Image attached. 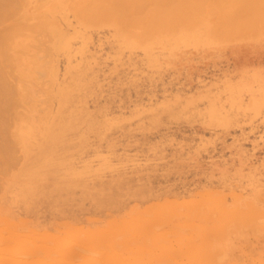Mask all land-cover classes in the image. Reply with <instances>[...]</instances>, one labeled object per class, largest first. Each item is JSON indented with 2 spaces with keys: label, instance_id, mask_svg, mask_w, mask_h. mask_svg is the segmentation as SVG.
<instances>
[{
  "label": "rangeland",
  "instance_id": "374dc122",
  "mask_svg": "<svg viewBox=\"0 0 264 264\" xmlns=\"http://www.w3.org/2000/svg\"><path fill=\"white\" fill-rule=\"evenodd\" d=\"M8 1L9 8L0 5V24L7 27L0 29L6 32L0 92L7 95L0 93V115L6 121L12 111L15 116L9 128L0 117L6 123L0 127L8 130L0 128V150L9 147L0 151L2 264H75L87 255V262L94 259L89 264H120L117 255L123 264H264V18L262 26L251 19L261 17L264 4L249 8L252 16L237 5L241 1H225L232 6L226 10L223 0H212L213 14L211 0ZM95 4L112 17L99 20ZM188 14L199 22L190 23ZM246 17L257 25L251 28L247 20L246 29ZM215 18L238 26L244 18L246 31L243 25L229 30V23L221 28ZM167 21L174 25L164 26ZM32 23L36 27L21 25ZM154 24L165 30L157 32ZM64 36L73 40L62 43L66 55L55 49L56 38ZM10 83L18 88L11 90ZM63 83L75 85L57 118V87ZM13 89L24 90L20 103L14 104ZM79 112L84 115L75 119ZM53 131L61 133L47 144ZM54 152L63 154L58 163L50 160ZM51 239L58 245L52 247ZM101 250L109 262L99 257Z\"/></svg>",
  "mask_w": 264,
  "mask_h": 264
},
{
  "label": "bare ground",
  "instance_id": "6f19581e",
  "mask_svg": "<svg viewBox=\"0 0 264 264\" xmlns=\"http://www.w3.org/2000/svg\"><path fill=\"white\" fill-rule=\"evenodd\" d=\"M91 1H92V4L98 2L97 0H95L96 2H95V1L93 2V0H90V1H88V3L91 4ZM101 1H102V0H101ZM101 1H99V2H101ZM107 1H108V0H107ZM116 1H117V0H116ZM116 1L114 0L111 4H112V5H115ZM119 1H120V0H119ZM119 1H117V2H119ZM124 1H126V0H124ZM137 1H138V0H137ZM137 1H135L134 3H136ZM146 1H147V0H146ZM146 1H145V4H146L149 0H148L147 2H146ZM152 1H153V3H154L155 0H152ZM158 1H159V0H158ZM174 1L177 2V0H174ZM182 1H183V0H181V2H182ZM189 1H190V0H189ZM196 1H197V0H196ZM206 1H207V0H206ZM216 1H217V0H216ZM216 1H215V2H216ZM219 1H220V0H219ZM223 1H224V2L222 3V6H223V4L225 3V1H226V2H229V5H232V4L234 5V4H237L238 2L241 1V2H240L239 4H237V5H240V4H241L240 7H246V9H247L249 12H251V11H252L254 8H256L257 6H260L261 8H263V5H262V4H264V2H263L264 0H223ZM237 1H238V2H237ZM7 2H9V4L11 3V2L8 1V0H0V5L2 4V5L4 6V5L6 4V6H7V5H8ZM109 2H110V0H109ZM114 2H115V3H114ZM132 2H133V1H132ZM138 2H139V1H138ZM138 2H137V5H138ZM167 2H168V1H167ZM169 2H170V1H169ZM187 2H188V1H187ZM198 2H199V1H198ZM211 2H212V0H211ZM211 2H210V6H211V4L214 3V1H213L212 3H211ZM233 2H234V3H233ZM262 2H263V3H262ZM19 3H20V2H19ZM123 3H124V2H123ZM130 3H131V2H130ZM142 3H143V2H142ZM163 3H164V2H163ZM174 3H175V2H174ZM183 3H185V2H182V4H183ZM192 3H193V2H192ZM199 3H202V2H199ZM208 3H209V2H208ZM216 3H217V2H216ZM96 4H98V3H96ZM96 4H95V5H96ZM106 4H107V3H106ZM119 4H121V2H120ZM126 4H127V6H129V5H128L129 3H126ZM132 4H133V3H132ZM132 4H131V5H132ZM147 4H148V3H147ZM156 4H157V2L155 3V8L157 7ZM158 4L160 5L161 2L158 3ZM164 4H165V3H164ZM169 4H170V3H169ZM169 4H168V5H169ZM171 4H172V2H171ZM177 4H179V2H178ZM195 4H196V3H195ZM206 4H207V2H206ZM225 4H226V3H225ZM22 5H23V4L21 3V6H22ZM44 5H45V4H44ZM98 5H99V4H98ZM98 5H96V6L93 5V6H94L95 9H96L97 7H99V11H98L99 14L96 12V13H97L96 16H99V20H100V16H107V17H108V15L110 14V15H109L110 17L106 18L107 20H108L109 18L112 17V16H111V13H112V12H110V10H109V11H105L106 8H104V12H105V13H106V12H107V13L110 12V13H108V14L105 15V13L103 12L104 14H102V13L100 12V9H101L100 6H101V5H100V6H98ZM107 5H108V4H107ZM124 5H125V4H124ZM150 5H151V2H150ZM161 5H162V4H161ZM165 5H166V8H167V4H165ZM208 5H209V4H208ZM218 5H219V3H218ZM227 5H228V4H226V6H227ZM3 6H2V7H3ZM15 6H16V5H15ZM85 6H86V5H85ZM102 6H104L103 3H102ZM125 6H126V5H125ZM134 6H135V4H134ZM139 6H141V4H140ZM146 6L148 7V5H146ZM146 6H145L143 9H145ZM151 6H152V5H151ZM151 6H150V8H151V10H152V9H153V6H152V7H151ZM175 6H176V4H175ZM190 6H191V5H189V8H190ZM192 6H193V4H192ZM201 6H202V5H200V7H201ZM210 6H209V7H210ZM214 6H215V3H214ZM224 6H225V5H224ZM7 7H8V6H7ZM87 7H88V6H87ZM89 7H90V5H89ZM106 7H108V6H106ZM123 7H124V6H123ZM129 7H130V6H129ZM131 7H133V5H132ZM137 7H138V6H137ZM159 7H160V6H159ZM159 7H158V9H159ZM163 7H164V5H162V8H163ZM168 7H169V6H168ZM177 7H178V5H177ZM179 7H180V6H179ZM183 7H184V5H182V8H181V9H183ZM186 7H187V5H186ZM205 7H206V5H205ZM211 7H212V6H211ZM231 7H232V6H229V8H231ZM240 7H239V8H240ZM4 8H5V7H4ZM8 8H9V7H8ZM8 8H6V9H8ZM13 8H14V7H13ZM85 8H86V7H85ZM85 8L83 9V11H86ZM92 8H93V7H92V5H91V7H90L91 11H90V12H93V11L95 10V9H93V11H92ZM119 8H120V7H118V9H119ZM135 8H136V7H135ZM140 8H141V7H140ZM148 8H149V7H148ZM162 8L160 7V11H161ZM171 8H173V7H171ZM171 8H169V9H171ZM189 8H188V9H189ZM191 8H192V7H191ZM191 8H190V10H192ZM195 8H196V7H195ZM212 8L214 9V7H212ZM221 8H222V7H221ZM221 8H220V9H221ZM223 8H225V7H223ZM229 8H228V6H227L226 10L229 9ZM249 8L252 9V10H250ZM11 9H12V8H11ZM15 9L17 10V8H15ZM87 9H89V8H87ZM90 9H89V10H90ZM102 9H103V7H102ZM108 9H109V8H108ZM114 9H115V7H113V10H114ZM116 9H117V6H116ZM122 9H123V8H122ZM122 9H121V10H122ZM137 9H138V8H137ZM146 9H147V8H146ZM176 9H177V8H174V10H176ZM193 9H194V8H193ZM208 9H209V8H208ZM213 9H211V10H213ZM216 9H217V8H216ZM216 9H214L213 12H211V11H209V10H207V11H208V12H211V14H213L214 11H215ZM218 9H219V8H218ZM231 9H232V8H231ZM231 9H230V11L232 12L233 10H231ZM243 9H245V8H243ZM4 10H5V9H4ZM9 10H10V9H9ZM9 10H8L9 13L12 12V11H9ZM121 10H120V11H121ZM127 10H129V9H127ZM127 10H125V11H127ZM140 10H142V9H140ZM147 10H148V9H147ZM162 10H163V9H162ZM167 10H168V8H167ZM171 10H172V9H171ZM171 10H170V11H171ZM194 10H195V9H194ZM221 10H222V9H221ZM247 10H246V12H247ZM78 11H79V10H78ZM101 11H103V10H101ZM117 11H118V10H117ZM117 11H114V12H117ZM132 11H134V10H132ZM142 11H143V10H142ZM142 11H141V12H142ZM144 11H145V10H144ZM144 11H143L142 13H144ZM154 11H157V9H154ZM154 11L152 12L153 15H154ZM180 11H181V10H180ZM183 11H184V9H183ZM185 11H186L187 13H189L186 9H185ZM202 11L204 12V8H203ZM202 11L199 10V12H202ZM207 11H206V12H207ZM223 11H225V10H223ZM256 11H258V10L256 9V10L253 11V12H256ZM14 12H15V11H14ZM17 12H18V11H17ZM86 12L88 13V10H87ZM86 12H85V13H86ZM137 12H138V11H135V13H137ZM147 12H148V11H146L145 13L148 15ZM149 12H150V11H149ZM161 12L163 13V11H161ZM164 12H166V9H164ZM171 12H172V11H171ZM186 12H185V13H181V12H180V13L184 16V14H186ZM190 12H191V11H190ZM203 12H202V13H203ZM216 12H218V11H215V13H216ZM227 12H228V11H227ZM227 12H226V13H227ZM234 12H235V11H234ZM234 12H232V15H233ZM242 12H243L242 14H243V16H244V11H242ZM78 13H79V12H78ZM80 13H81V12H80ZM121 13H122V12H121ZM128 13H132V12H131V9H130V12H128ZM138 13H139V12H138ZM167 13H168V12H167ZM173 13H174V12H173ZM177 13H178V12H177ZM196 13H197V11H196ZM196 13H195L194 15H196ZM202 13H200V14H202ZM221 13H222V11H221ZM229 13H230V12H229ZM90 14H91V13H89V15H90ZM125 14H126V13H125ZM140 14H141V13H140ZM171 14H172V13H171ZM178 14H179V13H178ZM190 14L193 15V12L190 13ZM190 14H188L187 17L190 18ZM222 14H223V13H222ZM234 14H235V13H234ZM238 14H240V12H238ZM238 14H236V15L238 16ZM250 14L252 15V12H251ZM1 15H2V14H1ZM11 15H13V14L11 13ZM15 15H16V14H15ZM22 15H23V14H22ZM22 15H19V16L22 17ZM89 15H86V16H88L89 19H91ZM94 15H95V13L93 12V14L91 15V17H93ZM114 15H115V14H114ZM114 15H113V16H114ZM117 15H119V14H117ZM129 15H130V14H129ZM129 15H128V16H129ZM138 15H139V14H138ZM142 15H143V14H142ZM144 15H145V14H144ZM169 15H170V14H169ZM224 15H225V14H223V17H224ZM232 15H231V16H232ZM236 15H235V16H236ZM254 15H256V14L254 13ZM258 15H259V12H258ZM260 15H261V11H260ZM262 15H264V12H263ZM262 15H261V17H259L258 19H257V17H256V18H253V17H252L253 15L250 16V18L252 17V18H251L252 20L256 19L257 22H256V21H255V22H256L257 24H258V23L261 24V20H262V18H264V16H262ZM17 16H18V15H17ZM26 16H27V15H26ZM34 16H36V15H34ZM132 16H133V15H132ZM148 16H151L150 13H149ZM158 16H159V14H158ZM160 16H161V13H160ZM162 16H163V15H162ZM162 16H161V18H162ZM178 16H180V14H179ZM183 16H181V17H183ZM226 16H227V15H226ZM228 16H229V15H228ZM228 16H227V17H228ZM233 16H234V15H233ZM241 16H242V15H241ZM248 16H249V15L247 14V17H248ZM3 17H4V16H3ZM13 17H15V16H13ZM24 17H25V16H24ZM24 17H23V18H24ZM94 17H95V16H94ZM119 17H121V20H123V19L125 20V17L123 18V16H121V14H120ZM133 17H134V16H133ZM136 17H138V16H136ZM139 17H140V16H139ZM144 17H145V16H144ZM151 17H152V16H151ZM151 17H150V18H151ZM156 17H157V16H156ZM163 17H164V16H163ZM165 17H166V16H165ZM171 17H172V15H171ZM184 17H185V16H184ZM187 17H186V18H187ZM191 17H192V16H191ZM195 17H196V16H195ZM223 17L220 18V19H223ZM247 17L245 18V19H246L245 21H244V18H243V20L241 19V20H242V21H240V24H241V25H239V26H238L239 22L236 23L237 26H236V24H233L235 21H233V23L228 22L229 24L226 23V24L229 25V27H230V24L233 25V26L230 27L229 30L233 29V27H235V28L238 27V28H239V27H241L242 25H243L242 27H244V28H242V30H243V29H245V26H244L245 22H246V29H247V26L249 25V24L247 23V22H249V21H247V20H250L249 23H250V25H251V28L253 27V25H254V26L257 25V24H256L254 21H252L251 19H247ZM28 18H29V17H28ZM56 18H57V17H56ZM56 18H55V19H56ZM122 18H123V19H122ZM129 18H130V17H129ZM134 18H135V17H134ZM134 18H133V19H134ZM153 18H154V16H153ZM161 18H160V19H161ZM166 18H168V17H166ZM189 18H187V19L189 20ZM229 18H230V17H229ZM248 18H249V17H248ZM14 19H15V18H14ZM16 19L19 20L20 18L17 17ZM42 19H43V17H42ZM44 19H45V17H44ZM53 19H54V17H53ZM87 19H88V18H87ZM102 19H103V18H102ZM119 19H120V18H119ZM141 19H143V17H141ZM145 19H146V18H145ZM154 19H155V18H154ZM154 19H153V20H154ZM176 19H178V18H176ZM191 19H192V18H190V20H189L190 23H192L193 20H194V22H195V19H196V21L198 20L197 17H196L195 19H194V17H193L192 20H191ZM226 19H227V18H224L223 20H225V22H226ZM234 19H236V18H232V19H230L231 22H232V20H234ZM259 19H260V20H259ZM18 20H17V21H18ZM104 20H105V19H104ZM156 20H157V19H156ZM156 20H155V21H156ZM165 20H166V19H165ZM181 20H182L181 23H183V24H187V22H188V20H187V21L184 20V22H183V19H181ZM223 20H218V21H217V18H215V22L217 21V24H218L220 27H221L222 25H223V26L226 25V24L224 23ZM237 20H238V17H237ZM237 20H236V21H237ZM258 20H259L260 22H259ZM17 21H16V22H17ZM48 21H52L51 23H53L55 20L53 21V20L51 19V20H48ZM48 21H44V20H42V22H45V23L48 22ZM86 21H87V20H86ZM88 21H89V20H88ZM94 21H95V20H94ZM109 21H110V20H109ZM126 21H128V20H126ZM129 21H130V20H129ZM138 21H140V20H138ZM162 21H163V19H162ZM174 21H175V19L173 20V22H174ZM219 21H220V22H219ZM227 21H229V20H227ZM238 21H239V20H238ZM243 21H244V24L242 23ZM262 21L264 22V19H263ZM18 22H20V21H18ZM57 22H58V20H57ZM118 22H119V21H118ZM132 22H134V20H133ZM135 22H137V21H135ZM160 22H161V20H160ZM168 22H170V21H167L166 23L163 22V23H165L164 26H166L167 24L169 25ZM179 22H180V20H179ZM197 22H199V21H197ZM1 23H2V22H1ZM7 23H8V22H7ZM176 23H177V22L175 21V25H174L173 23L170 22V24H173L174 26H177V27H178V25H177ZM188 23H189V22H188ZM219 23H221V24H219ZM253 23H255V24H253ZM150 24H151V21H150ZM156 24H157V23H156ZM178 24H179V23H178ZM195 24H196V23H195ZM217 24L215 25V27H218ZM247 24H248V25H247ZM3 25H4V24H3ZM7 25H8V24H7ZM21 25L24 26V28H29L30 26H28V25H32V26L34 25V26H35V23L27 24V25H26V24H21ZM36 25H37V24H36ZM56 25H57V24H56ZM136 25H137V24H136ZM140 25H142V24H140ZM145 25H146V22H145ZM145 25H144V26H145ZM190 25H192V24H190ZM190 25L187 24L188 28H189ZM193 25H194V24H193ZM0 26H2V25L0 24ZM27 26H28V27H27ZM146 26H148V24H147ZM157 26H158V25L155 26V24H154L155 29L157 30V32H159V29L162 28V25L160 26L161 28L159 27V29L156 28ZM169 26H170V25H169ZM184 26H185V25H184ZM223 26H222V27H223ZM258 26H259V25H258ZM261 26H262V24H261ZM3 27H4V26H2L0 29H3ZM35 27H36V26H35ZM154 27H153V28H154ZM185 27H186V26H185ZM222 27H221V28H222ZM10 28H11V27H10ZM30 28H32V27H30ZM143 28H144V27H143ZM153 28H152V31L155 33L156 31H155V29L153 30ZM165 28H168V26L165 27ZM175 28H176V27H175ZM248 28H250V27H248ZM251 28H250V29H251ZM4 29H7V27H4ZM11 29H12V28H11ZM11 29H10V30H11ZM62 29H63V28H62ZM145 29H148V28L145 27ZM149 29H150V27H149ZM162 29H163V28H162ZM176 29H177V28H176ZM223 29H224V28H223ZM223 29H222V31H223ZM236 29H237V28H236ZM246 29H245V31H246ZM258 29H259V28H258ZM13 30H14V29H13ZM26 30H27V29H26ZM30 30H31V29H29V31H30ZM33 30H34V29H33ZM163 30H165V29H163ZM214 30H215V28H214ZM217 30H219V27L217 28ZM233 30H234V29H233ZM253 30H254V29H253ZM253 30H252V31H253ZM256 30H257V29H256ZM6 31H7V30H6ZM147 31H149V30H147ZM147 31H146V33H147ZM150 31H151V30H150ZM152 31H151V32H152ZM161 31H162V30H160V32H161ZM220 31H221V29H220ZM226 31H227V29L225 30V32H226ZM243 31H244V30H243ZM0 32H1V31H0ZM11 32H12V31H11ZM151 32H150V33H151ZM228 32H229V31H228ZM228 32H227V33H228ZM1 33H2V34H1ZM1 33H0V36H1L2 38L0 37V41H3V40H4L3 37H5L6 32L3 30V32H1ZM3 33H4L5 35H4ZM148 33H149V32H148ZM220 33H221V32H220ZM245 33H246V32H245ZM245 33H244V34H245ZM61 34H62V33H59V35H61ZM223 34H225V33H223ZM246 34H247V33H246ZM20 35H21V34H20ZM211 35H212V33H211ZM214 35H215V34H214ZM227 35H228V34H227ZM234 35H235V34H234ZM15 36H16V35H15ZM18 36H19V34H18ZM224 36H225V35H224ZM217 37H218V36H217ZM1 39H2V40H1ZM2 43H3V42H2ZM2 43L0 42V45H1ZM62 43H66V44L73 43V40L69 39L68 36H64L63 39L56 38V41H55V49H56L57 53L62 54V55H66L67 50H65V49L63 48ZM0 58H5V56L2 55ZM63 60H64V59H63ZM69 61H72V60H69V57L67 56V64H66V69H65L66 72H67V74H68V73L71 74V68H70V67H71L72 64H73V63L71 64ZM54 62H55V61H54ZM1 70H2V69H1ZM1 70H0V71H1ZM3 70H4V69H3ZM56 70H57V68H56ZM3 72H5V71H1V72H0V77H1V74H2V76H3L2 78H4V80H5V77H4V76H6V75H4ZM7 72H8V71H7ZM46 72H47V74H48L49 70H47ZM12 73H13V72H9V75H11ZM6 74H7V73H6ZM55 74H56V73H55ZM70 74H69V75H70ZM25 75H26V74H25ZM7 76H8V74H7ZM19 76H20V75H19ZM62 76H63V75H62ZM10 77H11V76H10ZM13 78H14V77H13ZM58 79H59V77H58ZM68 79H69V78H68ZM4 80H3V81H4ZM0 81L2 82V79H1V78H0ZM5 81H6V80H5ZM68 82H69V81H68ZM5 83H6V82H5ZM16 83H17V82H16ZM56 83H57V82H56ZM1 84H2V83H0V85H1ZM10 84H11V85H10V89H11L12 87L15 88V89L18 88V87L16 88V86H12L13 83H10ZM21 84H24V85H22V87H23V86L25 87V85H26L27 83H21ZM14 85H15V84H14ZM74 85H75V84H70V83H69V84H65V83H63V84H59V86L57 87V94L60 92L58 98L62 101V103H59V102H58V104H60V106H61V109H60L59 111H57L58 114H55V115H57V118H59V116L61 115L60 113H63V108H64V106H65V111H64V113L66 112L67 104H68V102H70L71 96L73 95V94H72V88H71V86H74ZM1 86H2V85H1ZM11 86H12V87H11ZM29 86H30V85H29ZM49 86H50V85H49ZM54 86H55V85H54ZM3 87H4V84H3ZM5 87H6V84H5ZM7 87H8V86H7ZM7 87H6V88H7ZM26 87H27V85H26ZM31 87H32V86H31ZM8 88H9V87H8ZM0 89H2V87H1ZM15 89H13V94H14L15 92L18 91V90L15 91ZM22 89H23V88H22ZM24 89H26V88H24ZM30 89L32 90V88H30ZM6 90H7V93H8V89H6ZM11 90H12V89H11ZM27 90H29V87H27L26 91H27ZM0 91H1V90H0ZM3 91H4V90H3ZM20 91H22V90H20ZM20 91H18L17 94L15 93L14 96H16V97H13V98L10 97V99H11V98H12V100H13L14 98L17 99V95H18V93H19ZM26 91H25V92H26ZM29 91H30V90H29ZM5 92H6V91H5ZM5 92H0V93H1V96L3 95V99H4V96H5V98L7 97V95L2 94V93H5ZM9 92H10V90H9ZM23 92H24V90H23L21 93H23ZM9 94H10V93H8V95H9ZM27 94H28V92H26V95H27ZM31 94H32V93H31ZM31 94H30V95H31ZM19 95H20V94H19ZM21 95H22V94H21ZM11 96H13V95H11ZM66 96H67V98H66ZM28 97H29V95H28ZM30 97H31V96H30ZM32 97H33V95H32ZM50 98H51V97H50ZM0 99H1V97H0ZM3 99H1V101H2ZM15 99H14V101H15ZM19 99H21V96H20ZM19 99H17V101H15V102L13 101L14 104L17 103V102H19V101H18ZM25 99H27V97H25ZM25 99H24V100H25ZM48 99H49V98H48ZM5 100H6V99H5ZM5 100H4V101H5ZM21 100H22V99H21ZM29 100H30V99H29ZM8 101H9V97H8ZM6 102H7V100H6ZM13 102L11 101V103H13ZM20 102H21V101H20ZM20 102H19V103H20ZM23 102H24V101H22V103H23ZM31 102H32V100H31ZM34 102H35V101H34ZM11 103H9V104L11 105ZM19 103H18V104H19ZM0 104H1V102H0ZM2 104H3V103H2ZM4 104H5V102H4ZM14 104H13V105H14ZM35 104H36V103H35ZM46 104H47V103H46ZM7 105H8V104H7ZM13 105H11V107H12ZM27 105H28V104H27ZM30 105H32V104L30 103ZM0 106H1V105H0ZM4 106H5V105H4ZM16 106H18V105H16ZM28 106H29V105H28ZM9 107H10V106H9ZM23 107H24V106H23ZM69 107H70V106H69ZM1 108H3V105H2ZM6 108H7V107H6ZM32 108H33V106H32ZM35 108H36V107H35ZM134 108H135V107H134ZM4 109H5V108H4ZM4 109L1 110V111H4ZM9 109H10V108H9ZM12 109H13V107H12ZM15 110H16V108H15ZM131 110H132V109H131ZM1 111H0V112H1ZM6 111H8V110H6ZM11 111H12V110H11ZM17 111H18V110H17ZM27 111H28V110H27ZM92 111H93V110H92ZM104 111H105V110H104ZM4 112H5V111H4ZM4 112H2V113H4ZM18 112H19V111H18ZM20 112H21V111H20ZM2 113H1L0 117L3 116V119L1 118L2 123H3V122L6 121V120H4V117H5V116H4V114L2 115ZM12 113H13V114H12V117L14 118V116H15V112L12 111ZM27 113H28V112H27ZM83 113H84V112H79L78 115L75 116L74 118L77 119V117H79V116H81V115H84ZM8 114H9V112H8ZM31 114H33V113L31 112ZM67 114H68V113H67ZM69 114H70V113H69ZM120 114H121V113H120ZM5 115H6V117H7V114H5ZM47 115H48V114H47ZM122 115H123V114H122ZM8 116H9V115H8ZM30 116H31V115H30ZM9 117H10V116H9ZM13 118H10V119L13 120ZM79 118H80V117H79ZM79 118H78V119H79ZM116 118H117V117H116ZM10 119L8 120V118H7V121H10ZM122 119H123V118H122ZM7 121H6V122H7ZM11 122H12V121H11ZM23 122H24V121H23ZM0 123H1V121H0ZM7 123H8V122H7ZM9 123H10V122H9ZM9 123H8V126H6V127H8V128H9V126L12 125V124L9 125ZM61 123H62V122H61ZM139 123H140V122H139ZM0 125L2 126L3 124H0ZM5 125H6V123H5ZM5 125H3V126H5ZM0 128H2V130H1V129H0V130H1L3 133L7 130V129L5 130L4 127H0ZM10 128H11V127H10ZM3 129H4L5 131H4ZM51 130H52V129H51ZM57 130H59V129H57ZM60 130H61V129H60ZM66 130H67V129H66ZM136 130H137V129H136ZM7 131H8V130H7ZM61 131H64V130H61ZM61 131H53V132H51V133H50L51 135L48 136V137H49V140H48L46 143L48 144L49 141H50V142L54 141L56 138L53 137V135L56 134L57 132H58V134L60 135ZM88 131H89V130H88ZM49 132H50V131H49ZM138 132H139V131H138ZM140 132H141V131H140ZM5 134L8 135L7 132H6ZM5 134H3V135L6 136ZM58 134H57V135H58ZM128 134H130V133H128ZM0 135H2V134L0 133ZM9 135H10V134H9ZM92 135H94V134H92ZM127 136H128V135H127ZM131 136H132V135H131ZM135 136H136V135H135ZM56 137H57V136H56ZM2 138H3V137H2ZM51 138H52V140H50ZM4 139H5V141L7 140L6 138H4ZM8 139H9L8 141H11V139H10L9 137H8ZM91 139H92V138H91ZM91 139H90V141H91ZM114 139H115V138H114ZM127 139H128V138H127ZM129 139H130V138H129ZM0 140H1V139H0ZM107 140H108V139H107ZM141 140H142V138H141ZM8 141L6 142L7 145H5V146H8V145L11 143V142L8 143ZM0 142H1V141H0ZM2 142H3V144L5 143L4 141H2ZM55 143H56V142H55ZM124 143H125V142H124ZM146 143H147V142H146ZM44 144H45V143H44ZM94 144H95V143H94ZM95 145H96V144H95ZM120 145H121V144H120ZM150 145H151V144H150ZM13 146H14V144H13ZM13 146H11V147H13ZM89 146H90V145H89ZM153 146H154V145H153ZM3 147H4V146H3ZM3 147H2V149H3ZM55 147H56V146H55ZM55 147H54V148H55ZM126 147H127V146H126ZM0 148H1V146H0ZM4 148H5V147H4ZM8 148H9V147H7V149H6V148H5V149L8 151V150H9ZM128 148H129V147H128ZM147 148H148V147H147ZM2 149H1L0 151H2ZM5 149H4V150H5ZM118 149H119V148H118ZM150 149H151V148H150ZM6 150H5V151H6ZM95 150H96V149H95ZM87 151H88V150H87ZM176 151H177V150H176ZM176 151H175V152H176ZM45 152H46V151H45ZM136 152H137V151H136ZM149 152H150V151H149ZM171 152H172V151H171ZM2 153H3V152H2ZM6 153H7V152H6ZM54 153H55V152H54ZM172 153H174V151H173ZM84 154H85V153H84ZM84 154H83V156L86 157V154H85V155H84ZM122 154H123V153H122ZM140 155H141V154H140ZM178 155H179V154H178ZM199 155H200V154H199ZM2 156H3V155H2ZM79 156H80V155H79ZM165 156H166V155H165ZM167 156H168V155H167ZM49 157H50V160H51L52 162H57V163H58V161H61V160L64 158V157H63V154H61V153H58V154L55 153V156H49ZM112 157H113V156H112ZM172 157H173V156H172ZM101 158H102V157H101ZM115 158H116V157H115ZM119 158H120V157H119ZM135 158H136V157H135ZM137 158H138V157H137ZM141 158H142V157H141ZM141 158H140V159H141ZM147 158H148V157H147ZM0 159H1V158H0ZM3 159H4V158H3ZM138 159H139V158H138ZM171 159H172V158H171ZM84 161H85V160H84ZM97 161H98V160H97ZM4 162H5V161H4ZM149 164H150V163H149ZM166 164H167V163H166ZM166 164H165V166H166ZM143 165H144V164H143ZM173 165H174V164H173ZM22 166H23V165H22ZM176 166H177V165H176ZM145 167H146V166H145ZM158 167H159V166H158ZM147 168H148V167H147ZM165 168H166V167H165ZM168 169H169V168H168ZM125 171H126V170H125ZM125 171H124V172H125ZM127 172H128V171H127ZM155 172H156V171H155ZM109 173H111V172H109ZM118 173H120V172H118ZM151 173H152V172H151ZM162 173H163V172H162ZM179 173H180V172H179ZM112 174H113V173H112ZM142 174H143V173H142ZM170 175H172V174H170ZM170 175H169V176H170ZM143 176H144V175H143ZM190 176H191V175H190ZM128 178H129V177H128ZM168 178H169V177H168ZM168 178H167V179H168ZM132 179H133V178H132ZM143 179H144V178H143ZM151 179H152V178H151ZM170 179H171V178H170ZM179 179H180V178H179ZM159 180H160V179H159ZM190 180H192V179H190ZM157 181H158V180H157ZM187 181H188V180H187ZM174 182H175V181H174ZM184 182H185V181H184ZM255 182H256V181H255ZM50 183H51V182H50ZM127 183H128V182H127ZM168 183H169V182H168ZM186 183H187V182H186ZM190 183H191V182H190ZM128 184H129V183H128ZM169 184H170V183H169ZM184 184H185V183H184ZM244 184H245V183H244ZM160 185H161V184H160ZM165 186H167V185L165 184ZM166 189H167V188H166ZM175 189H176V188H175ZM35 190H36V189H35ZM169 190H170V189H169ZM159 191H160V190H159ZM160 192H162V191H160ZM170 192H171V191H170ZM155 193H156V192H155ZM185 203H186V202H185ZM218 204H219V203H218ZM178 205H179V204H178ZM186 205H187V204H186ZM191 205H192V204H191ZM235 205H236V204H235ZM232 206H233V205H232ZM187 207H188V206H187ZM235 208H236V207H235ZM174 209H175V208H174ZM191 209H192V208H191ZM0 228H1V227H0ZM0 230H2V229H0ZM3 231H5V230H3ZM3 231H2V232H3ZM2 232H1V234H2ZM5 232H6V231H5ZM16 234H18V233H16ZM21 235H22V234H21ZM2 236H3V235H2ZM6 236H7V235H6ZM17 236H18V235H17ZM79 236H80V235H79ZM79 236H78V237H79ZM92 236H93V235H92ZM25 237H26V236H25ZM27 237H29V236H27ZM8 238H9V237H8ZM18 238H19V237H18ZM56 238H57V237H56ZM85 238H86V236H85ZM3 239H4V238H3ZM26 239H27V238H26ZM28 239H29V238H28ZM30 239H32V238L30 237ZM53 239H54V238H53ZM62 239H63V238H62ZM87 239H88V238H87ZM215 239H216V238H215ZM8 240H9V239H8ZM10 240H11V239H10ZM10 240H9V242H10ZM49 240H50V239L48 238L47 241H49ZM58 240H59V239H58ZM58 240H57V241H58ZM76 240H77V239H76ZM95 240H96V239H95ZM95 240H94V241H95ZM97 240H98V239H97ZM6 241H7V239L5 240V242H6ZM83 241H85V240L83 239ZM88 241H90V240H88ZM94 241H93V242H94ZM215 241H216V240H215ZM11 242H12V240H11ZM11 242H10V243H11ZM23 242H25V241L23 240ZM52 242H53V243H52ZM64 242H65V243H64ZM64 242H63V244H67V245L69 246L68 241L66 242V241L64 240ZM29 243L32 244V243H31V240L29 241ZM29 243H28V241H27V242H26V245L29 244ZM54 243H56V244H54ZM59 243H60V242H59ZM74 243H76V242L74 241ZM77 243L80 244L79 241H78ZM77 243H76V244H77ZM84 243H85V242H84ZM98 243H99V242H98ZM101 243H102V242H101ZM6 244H7V243H6ZM51 244L54 245V246H52V247H55V245H56V246L58 245V243L56 242V240H55V242H54V240L52 241V239H51ZM71 244H72V243H71ZM71 244H70V245H71ZM76 244H75V245H76ZM78 244H77V245H78ZM7 245H9V244H7ZM35 245H37V244L35 243ZM61 245H62V244H61ZM61 245H60V246H61ZM67 245H64V247H66ZM75 245H74V246H75ZM42 246H43V245H42ZM68 246H67V247H68ZM82 246H83V245H82ZM82 246H81V247H82ZM103 246H104V245H103ZM164 246H165V245H164ZM25 247H26V246H25ZM35 247H36V246H35ZM50 247H51V245H50ZM52 247H51V248H52ZM64 247L62 246V247H60V248L63 249ZM67 247H66L65 249H67ZM69 247H70V246H69ZM77 247H79V249L81 248L80 246H77ZM77 247H71V248L74 249V248H77ZM98 247L100 248V246H98ZM101 247H102V246H101ZM1 248H2V247H1ZM3 248H4V247H3ZM46 248L49 249L48 246H47ZM56 248H57V247H56ZM96 248H97V247H96ZM103 248L105 249V247H102V249H103ZM167 248H168V247H167ZM28 249H29V247H28ZM44 249H45V246H44ZM81 249H83L82 252H84V246H83ZM42 250H43V249H42ZM49 250H50V249H49ZM55 250H56V249H55ZM74 250H75V249H74ZM77 250H78V249H77ZM77 250H76V251H77ZM201 250H202V249H201ZM0 251H1V249H0ZM36 251H38V250H36ZM43 251H44V250H43ZM52 251H53V248H52ZM67 251H68V250H67ZM67 251H66L65 253H67ZM78 251H81V250H78ZM101 251H102V250H101ZM26 252H28V251H26ZM50 252H51V251H50ZM54 252H55V251H54ZM60 252H62L61 249H60ZM85 252H86V251H85ZM102 252H103V255H99V257L101 258V256H102L101 259L107 260V261L109 262L110 260H108V258H110V257L106 258V257L108 256L107 253H106V251L104 250V251H102ZM147 252H148V251H147ZM2 253H4V252H2ZM2 253H1V254H2ZM68 253H69V252H68ZM79 253H81V252H79ZM99 253L101 254L100 251H99ZM104 253H105V255H104ZM112 253H113V251H112ZM115 253H116V252H115ZM203 253H204V252H203ZM1 254H0V259H1V260H0V263L2 264V262H4V260H5L6 258H3L4 255L1 256ZM7 254H8V252H7ZM15 254H16V253H14L13 255H15ZM17 254H18V253H17ZM59 254H61V253H59ZM74 254H75V253H74ZM76 254H77V252H76ZM83 254H84V253H83ZM166 254H167V253H166ZM215 254L217 255V253H215ZM9 255H11V254H9ZM19 255H20V254H19ZM19 255H18V256H19ZM21 255H22V257L24 256V254H21ZM21 255H20V256H21ZM25 255H26V254H25ZM27 255H28V254H27ZM66 255H67V254H66ZM77 255H78V254H77ZM112 255L114 256V254H112ZM115 255H116V254H115ZM202 255H203V254H202ZM219 255H221V254H219ZM15 256H16V255H15ZM58 256H59V255H58ZM72 256H73V255H72ZM78 256H79V255H78ZM87 256H88V255H87ZM87 256H84V257H85V258H84V262H81V260H80V262H81L82 264H84V263H85V264H89V262H90L91 260H92V261L94 260V259H90L89 262H87V260H86V259H87ZM104 256H106V257H104ZM123 256H124V255H123ZM5 257H6V256H5ZM13 257H14V256H13ZM67 257H68V256H67ZM67 257H66V258H67ZM69 257H71V256H69ZM73 257H74V256H73ZM75 257H76V256H75ZM214 257H215V255H214ZM8 258H9V257L7 256V259H8ZM20 258H21V257H20ZM58 258H59V257H58ZM64 258H65V256H64ZM66 258H65V259H66ZM71 258H72V257H71ZM77 258H78V257H77ZM79 258H80V257H79ZM105 258H106V259H105ZM117 258H118V261L120 260V264H121V263L123 262V260L121 261V259H122V255H121V258L119 257V255H117V256H116V259H117ZM126 258H128L127 255H126ZM205 258H206V257H205ZM207 258L209 259V257H207ZM215 258H216V257H215ZM26 259H27V257H26ZM13 260H15V259H13ZM13 260H10V259H9V261L12 262V263L14 264V261H13ZM23 260H24V259H23ZM28 260H29V259H28ZM134 260H135L134 258H133V259L131 258V261H134ZM147 260H148V259H146L145 261H147ZM5 261H7V260H5ZM25 261H27V260H25ZM51 261H52V260H51ZM51 261H50V262H51ZM55 261H56V260H55ZM98 261H99V260H98ZM136 261L138 262L139 260H137V258H136ZM136 261H134V262H136ZM69 262H70V261H69ZM76 262H78L77 264L80 263L79 261H76ZM76 262H75V264H76ZM95 262H96V261H95ZM103 262H104V261H103ZM124 262H126V260H125ZM140 262H141V261H140ZM143 262H144V261H143ZM6 263H7V262H6ZM6 263H4V264H6ZM26 263H27V262H26ZM29 263H30V262H29ZM47 263H48V262H47ZM52 263H53V262H52ZM52 263H50V264H52ZM81 263H80V264H81ZM90 263H91V262H90ZM109 263L112 264V262H109ZM9 264H10V263H9ZM24 264H25V263H24ZM69 264H70V263H69ZM71 264H72V263H71ZM113 264H116V263L113 262ZM122 264H123V263H122ZM125 264H126V263H125ZM136 264H138V263H136Z\"/></svg>",
  "mask_w": 264,
  "mask_h": 264
},
{
  "label": "crops",
  "instance_id": "0c3cea01",
  "mask_svg": "<svg viewBox=\"0 0 264 264\" xmlns=\"http://www.w3.org/2000/svg\"><path fill=\"white\" fill-rule=\"evenodd\" d=\"M76 174H79V173H76ZM62 177H64V176H62Z\"/></svg>",
  "mask_w": 264,
  "mask_h": 264
}]
</instances>
